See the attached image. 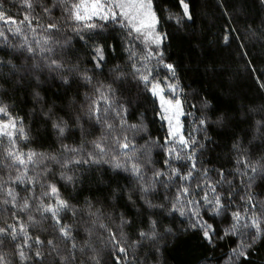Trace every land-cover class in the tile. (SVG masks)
<instances>
[{"label": "snow or ice", "instance_id": "6c2138e0", "mask_svg": "<svg viewBox=\"0 0 264 264\" xmlns=\"http://www.w3.org/2000/svg\"><path fill=\"white\" fill-rule=\"evenodd\" d=\"M177 2L0 0V264H169L187 233L202 264L260 256L264 0H216L219 33ZM241 70L252 98L192 86Z\"/></svg>", "mask_w": 264, "mask_h": 264}, {"label": "trees", "instance_id": "16d2710c", "mask_svg": "<svg viewBox=\"0 0 264 264\" xmlns=\"http://www.w3.org/2000/svg\"><path fill=\"white\" fill-rule=\"evenodd\" d=\"M168 3L173 8V11H180L177 0H168ZM15 11L16 9H13V12ZM195 12L197 14V20L193 27L199 30V28L203 26L206 30L211 28L213 33L220 32L225 20L221 11L216 7V0H196ZM168 31L174 33V26H169ZM205 34L207 35V32ZM28 36L29 39H31V33H28ZM235 47L236 45L233 44V49H235ZM170 50L173 54L172 58L178 60L183 66L185 63L184 57L191 51V47L188 39L184 38L182 35H173L171 38ZM207 55L209 59L220 60L228 58L227 51L223 49H212ZM230 59L233 69L240 68L243 64V61L239 60L238 57ZM257 64L259 67H264V64H260L259 61H257ZM185 83H192V81L186 78ZM192 86L210 92L220 103L226 101V97H222L221 92H226L229 88H231L233 94L236 96L252 98L258 94V85L256 81L242 70L237 72L235 78L231 80V82L224 81L220 83L217 80H209L201 76L192 83ZM230 244L231 240L222 241L216 255L220 256L222 253L227 252ZM206 253L207 249L199 244L195 234H180L175 239L170 240L167 249V259L169 264H202L203 257ZM253 259L254 264H264V250L261 251L259 257H254Z\"/></svg>", "mask_w": 264, "mask_h": 264}]
</instances>
